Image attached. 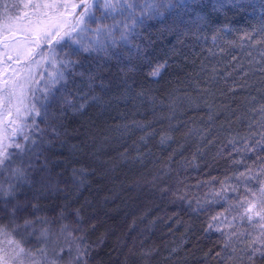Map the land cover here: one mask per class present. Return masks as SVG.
Listing matches in <instances>:
<instances>
[{"label":"trees","instance_id":"obj_1","mask_svg":"<svg viewBox=\"0 0 264 264\" xmlns=\"http://www.w3.org/2000/svg\"><path fill=\"white\" fill-rule=\"evenodd\" d=\"M222 2L195 0L179 16L148 21L137 38L141 50L125 47L127 56L103 61L90 91L97 99L50 119L59 135L44 133L53 140L41 145L48 167L37 160L34 183L20 185L17 196L39 195L35 189L43 182L57 190L40 197L42 211L82 207L91 264H124L126 258L127 264H222L215 258L220 234L204 231L221 205L193 212L187 201L196 207V197L212 186L204 181L243 171L264 156L260 148L234 151L243 147L241 137L257 130L249 128L257 118L251 109L264 103V73L258 70L264 65L250 63L264 59V43H256L264 41V10L261 0ZM165 62L158 76L149 75ZM228 71L233 74L226 77ZM77 83L86 88L80 78ZM162 135L172 139L160 143Z\"/></svg>","mask_w":264,"mask_h":264},{"label":"snow or ice","instance_id":"obj_2","mask_svg":"<svg viewBox=\"0 0 264 264\" xmlns=\"http://www.w3.org/2000/svg\"><path fill=\"white\" fill-rule=\"evenodd\" d=\"M193 3L195 0H18L3 4L0 58L18 61L23 43L34 45L27 48L28 59L40 56L44 64L38 73H29L31 79L26 83H13L9 87V82L4 81L5 88L0 89V264H91L93 249L86 242V229L81 227L82 207L64 205L49 215L42 211L46 206L40 203V195L49 190L54 193L56 186L42 182L35 189L39 195L18 199L20 185L31 186L33 172L40 166L48 167L41 145L51 146L53 140L45 138L44 133L50 130L54 136L59 135L50 119L63 117L66 107L78 112L90 100L97 99L89 91L97 83L103 61L127 56L125 47L141 50L137 38L148 21L162 19L171 12L179 16ZM218 3L223 7L222 0ZM260 7L264 10V0ZM261 31L264 32V26ZM18 33H23V41ZM261 57L264 58V52ZM93 60L97 63L89 67ZM36 63L40 65V61ZM250 63L264 65V59ZM165 66L166 62L157 64L149 75L158 76ZM258 70L264 73V66ZM212 72L214 79L217 69ZM232 74L224 73L226 77ZM248 74L243 72V76ZM77 78L89 91H78ZM99 83L104 85L102 80ZM229 91H235V87ZM77 97L81 98L78 107ZM251 111L257 118L249 128L255 126L257 130L241 137L243 147L234 151L264 150V103ZM257 136L259 139L253 140ZM170 139L171 136L162 135L160 143ZM256 158L259 163L246 165L243 171L204 181L212 186L196 197V207H192L191 200L187 201L193 212L206 205H221L209 217L204 231L220 234L217 241L220 251L215 252V258L222 264H264V156ZM42 159L44 163L38 166L36 161ZM173 195L179 200L186 199L185 195ZM129 253L135 255L131 248ZM140 255L149 257L151 251H142Z\"/></svg>","mask_w":264,"mask_h":264},{"label":"rangeland","instance_id":"obj_3","mask_svg":"<svg viewBox=\"0 0 264 264\" xmlns=\"http://www.w3.org/2000/svg\"><path fill=\"white\" fill-rule=\"evenodd\" d=\"M16 2H18V0H0V16H2L4 13V8H3L4 3H16ZM254 2H251V6L254 4ZM215 5H216L215 2L212 1L211 8L215 7ZM17 35L21 41L24 40L23 33H18ZM28 47H34V45H26L23 43L21 44V51L18 61L16 59H14L13 61H7L6 58H0V89L5 88L4 81L9 82L8 84L9 87L13 83H26L28 80L31 79L29 73H32L34 75L41 70L40 66L44 64V61L41 59L40 56H35L33 59H28V55H27ZM0 51H3L2 47H0ZM13 55L15 56L16 54L13 53ZM36 61H40V65H37ZM35 78L39 79V76H36ZM78 91L85 92L86 88L83 89L81 87V89L79 88ZM91 93L92 92L89 91V95ZM76 104H78V100L76 101ZM65 109H69V108L66 107ZM41 196H43V194L40 195V197Z\"/></svg>","mask_w":264,"mask_h":264}]
</instances>
